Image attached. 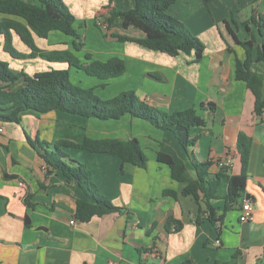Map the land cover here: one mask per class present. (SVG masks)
Wrapping results in <instances>:
<instances>
[{
  "label": "crops",
  "instance_id": "0c3cea01",
  "mask_svg": "<svg viewBox=\"0 0 264 264\" xmlns=\"http://www.w3.org/2000/svg\"><path fill=\"white\" fill-rule=\"evenodd\" d=\"M64 1L72 10H94L92 15L89 11L80 15L93 18L103 46L91 49L84 39L85 47L77 53L80 59L86 61L81 54L89 52L93 59L107 61L119 57L126 62L123 76L105 81L108 86L118 84L111 97L131 90L141 100L166 112L195 108L202 114L206 125L190 131L191 137L197 139L192 151L198 160L212 162L211 175L221 172L220 162L228 157L234 160L227 174H240L239 135L243 133L251 139L246 190L225 211L228 182L221 181L218 187L221 197L214 199L212 205L222 220L214 225L204 202L199 204L193 196L184 195L186 183L174 180L171 168L157 159L159 152L170 154L177 163L186 166L192 178L197 177L192 159L172 133L128 116L101 123L87 118L84 119L88 121H78L75 115L62 112L42 116L27 112L20 124L0 121V264H215L231 261L233 257L236 264H262L264 112L259 116L254 113L255 98L236 77V61H244L246 51L229 30L240 42L250 40L244 23L250 20L253 0H212L208 6L202 0H177L168 9L170 15L182 21L204 43L203 59L197 63L194 52L171 56L111 37L134 32L130 27L110 31L97 27L96 21H102L97 17L108 12L105 6L110 0ZM133 4L134 0H113L111 6L125 11ZM256 7L264 16V0H259ZM3 17L0 14V19ZM250 27L255 37V60L262 39L252 23ZM54 35L60 38L58 44H50L51 33L39 47L47 52L71 49L68 40L67 47L61 48L64 38ZM20 45L27 50L23 43ZM3 57L10 66L16 61L24 62L10 55ZM34 60L46 62L40 57ZM252 68L264 74L262 63L254 62ZM71 74L73 81L74 76L82 78L75 69ZM203 104L205 109L201 108ZM208 104H214L215 110H209ZM98 136L138 139L148 163L139 168L107 154L69 149L72 156L92 171L99 191L122 209L82 222L76 218V199L86 200L84 192L61 174L48 175L38 150L27 140L29 137L54 143L67 139L80 143L86 137L102 138ZM166 192H176V197ZM245 202H250L253 208L248 222L240 220ZM200 207L203 213L196 223ZM170 217L182 222L180 231H176L177 224L170 226V232L166 230Z\"/></svg>",
  "mask_w": 264,
  "mask_h": 264
},
{
  "label": "trees",
  "instance_id": "16d2710c",
  "mask_svg": "<svg viewBox=\"0 0 264 264\" xmlns=\"http://www.w3.org/2000/svg\"><path fill=\"white\" fill-rule=\"evenodd\" d=\"M113 0L106 7L105 15H98L97 27L104 31L114 28L122 30L130 27L134 32L125 34H111V37L120 42H132L153 51L168 53L176 56L181 53H195V62L203 59L205 45L195 36L186 25L176 17L168 13V9L177 0H134L133 7L128 10H120L112 7ZM208 6L212 0H202ZM252 2V16L244 23L245 29L251 38L240 42L236 34L229 28L234 40L244 47L246 58L244 61H236V77L243 81L255 98L254 113L261 115L264 112V74L253 70L252 64L264 65V16L258 12L257 3ZM0 35L4 40V51L12 58L24 60L40 57L50 64H65L66 68H49L34 74L25 71H16L10 64L0 60V121L3 123L22 122L23 114L33 112L37 115H46L53 112H63L87 119L99 121H118L128 116L141 120L152 126L173 134L179 145L188 153L193 161L197 177L194 179L188 173L184 164L177 163L167 153L159 152L157 159L160 163L171 168L172 177L178 182L186 183L183 194L193 196L200 204L201 201L207 207L209 220L216 225L222 218L216 216L212 205L214 199L221 196L218 187L223 179L228 182V193L225 211L231 208L243 197L248 180V163L251 151V139L245 134L239 135L237 149L240 154L242 170L240 174L228 175L227 169L211 175V161H200L194 155L192 148L197 139L191 137L190 131L206 125V120L195 108L185 111L166 112L149 105L141 100L134 91H122L114 97L102 99L95 93L93 87L86 88L77 85L72 80V70L82 71L90 77L100 80H112L126 73V62L119 57H111L107 61L93 59L89 52L85 53L83 61L77 55L85 47L84 37L76 28V16L71 12L63 0H0ZM250 23L256 26L262 39L257 47V57L253 59L255 37L251 32ZM104 25L103 26L101 25ZM51 33H62L72 37L71 49L65 51H44L37 44V38L48 40ZM14 36L30 50L29 54L22 53L14 46ZM105 36H108L105 32ZM105 85V84H103ZM209 110L214 111L215 105L208 104ZM202 109L206 106L203 104ZM27 142L36 150L45 162L47 174H61L68 182L79 187L87 199H76V218L82 222H88L95 216L120 212L122 209L105 195H103L94 179L93 173L88 167L68 152L69 149H79L90 153L107 154L119 158L123 164L129 163L139 168H145L148 158L138 139L119 140L113 138L86 137L77 143L67 139H61L54 143L39 140ZM176 197V192H166V195ZM201 210L198 213L196 223L200 222ZM178 225L176 231L183 227L182 222L173 217L167 220L166 230L170 232V226ZM88 264V263H85ZM189 264V263H187ZM215 264H236V257L228 262H216ZM264 264V263H262Z\"/></svg>",
  "mask_w": 264,
  "mask_h": 264
},
{
  "label": "rangeland",
  "instance_id": "374dc122",
  "mask_svg": "<svg viewBox=\"0 0 264 264\" xmlns=\"http://www.w3.org/2000/svg\"><path fill=\"white\" fill-rule=\"evenodd\" d=\"M32 3L35 2V0H30ZM64 1V0H63ZM64 3L69 6L68 3H66L64 1ZM110 3L106 4L105 8L109 5ZM69 8V7H68ZM71 12L76 15L77 17V23L76 24V28L79 30V32L81 33V35L83 37H85V39H87V45L89 48L91 49H100L103 45L101 43V40H100V37H99V30L95 27L94 25V20L93 18L90 16L92 15V12L94 10H91V9H83V8H78V9H71ZM85 11H89L90 12V15H87L86 18H81V15L80 13H84ZM89 14V13H88ZM250 14L252 16V8H250ZM250 16V17H251ZM102 22V21H101ZM81 24H83V27L80 28ZM104 28V25L101 24ZM256 28V26H255ZM257 30V28H256ZM59 35H61L64 39H63V46L61 45V48L63 47H67V40L70 41V44H72V37L70 36H66L62 33H57ZM60 38L57 37V35L55 36L53 34V36L51 37V39L49 40L50 44H58V40ZM16 42L14 43V46L17 50H19L20 52L22 51L23 53H27L29 54L30 53V50L24 46L25 48H27V50L25 49H22L20 48L21 45L20 43L22 44V42L20 41L19 38H16ZM37 44L38 45H43L45 40H42V39H39L37 38ZM47 41V40H46ZM20 42V43H19ZM29 52V53H28ZM81 53V52H80ZM9 56L6 54V52L4 51V40L1 39L0 37V60H4L5 61V58L3 56ZM81 57L85 59V55L84 54H81ZM31 59V60H30ZM15 62V61H14ZM25 62V63H24ZM24 62L22 61V63H19L18 61H16L15 63L16 64H12L11 63V67L12 69L18 71V70H26L28 72V74H34L38 71H42V70H47L48 67H53V68H66L67 65L65 64H58V63H55V64H50V63H47V62H37L36 60L32 59V58H29V59H24ZM51 65V66H50ZM77 71V70H75ZM78 73L80 74V76H82V78H79L77 76H74V83L77 84V85H83L84 87H88V85H90L89 87H93L95 90V93L101 97L102 99H108L111 97V95L114 94V90L116 89L117 85L118 84H112L110 86H108V83L105 82V80H100L96 77H90L88 75H86L84 72L82 71H78ZM105 84V85H103ZM63 113V112H62ZM74 118L78 121L80 120H85V121H88L87 119H84L80 116H74ZM94 121H97V122H101V123H106L108 121H99V120H96V119H92ZM111 122V121H109ZM96 128V127H95ZM97 129V128H96ZM63 135L67 136V133H63ZM98 137H102V138H109V137H103V136H98Z\"/></svg>",
  "mask_w": 264,
  "mask_h": 264
},
{
  "label": "built area",
  "instance_id": "2783aa9c",
  "mask_svg": "<svg viewBox=\"0 0 264 264\" xmlns=\"http://www.w3.org/2000/svg\"><path fill=\"white\" fill-rule=\"evenodd\" d=\"M0 131H2V128H0ZM233 160L234 159L232 157L225 158L224 160L220 162V165L222 167H225L229 171V169L233 165ZM252 212H253L252 204L250 202H245L242 206V214H241L240 220L242 222H248L251 219ZM71 223L74 224L75 220L71 221Z\"/></svg>",
  "mask_w": 264,
  "mask_h": 264
}]
</instances>
